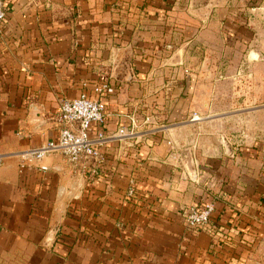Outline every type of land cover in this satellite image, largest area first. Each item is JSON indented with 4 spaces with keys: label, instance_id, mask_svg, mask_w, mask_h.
Listing matches in <instances>:
<instances>
[{
    "label": "crops",
    "instance_id": "crops-1",
    "mask_svg": "<svg viewBox=\"0 0 264 264\" xmlns=\"http://www.w3.org/2000/svg\"><path fill=\"white\" fill-rule=\"evenodd\" d=\"M1 1L0 264H264L263 77L220 70L264 66V0ZM98 78L116 89L105 131L138 108L166 134L106 146L97 174L59 153L20 171ZM210 195L216 227L187 230L182 208Z\"/></svg>",
    "mask_w": 264,
    "mask_h": 264
},
{
    "label": "built area",
    "instance_id": "built-area-1",
    "mask_svg": "<svg viewBox=\"0 0 264 264\" xmlns=\"http://www.w3.org/2000/svg\"><path fill=\"white\" fill-rule=\"evenodd\" d=\"M8 13L9 9L0 0V31L5 25ZM79 85L80 91L76 97L60 100L57 111L60 127L57 136L39 146L22 151L20 171L30 161L59 153L65 156L73 167L93 164L96 169L92 172L97 174V169L106 161L103 150L106 146L116 143L139 144L153 135L166 134L165 125L155 126L152 114L138 108H133L125 114V121L118 124L114 131H105L102 126L109 116L107 100L115 93V86L106 78L82 80ZM192 118H195L194 115ZM167 143L171 145L169 140ZM136 185V177L130 176L126 189L129 198L136 196ZM214 209L215 200L211 197L182 208L181 217L187 230L214 229L216 226L211 224ZM214 234L217 235V232Z\"/></svg>",
    "mask_w": 264,
    "mask_h": 264
},
{
    "label": "rangeland",
    "instance_id": "rangeland-1",
    "mask_svg": "<svg viewBox=\"0 0 264 264\" xmlns=\"http://www.w3.org/2000/svg\"><path fill=\"white\" fill-rule=\"evenodd\" d=\"M256 1L257 0H255L253 3H255ZM245 36L246 37H249L247 35H245ZM256 37H258V36H256ZM231 43H233L231 45V47L229 46V43L226 44L227 49H226V55L224 57L227 58L226 60H236V61H237V59L240 60V58L245 55L246 49H248V46H245L244 47L245 44L244 43H242V44L239 43L238 42V38L236 39V41H233ZM256 45L258 47H260V45H261L260 44V40L256 41ZM216 46H218V47L214 50V58L217 57V55H216L217 53H220L221 52L219 50V48H221V44H218ZM229 52H230V58H228ZM222 54H224V52ZM253 57L254 58H258L257 55H255L254 53H253ZM217 69L219 70V68H216L215 70H217ZM246 69H249V67L246 68ZM220 70L222 71V73H226V74H229V73H231L234 70H236V73H238L240 75H244L246 73L253 74V75L254 74H259V75H261L263 77V81L262 82H254L252 85H253L254 88H260V86H261L264 89V66H259V65L253 66L252 67V70L249 71V72H247V70L245 72L244 67H241V66H238L237 68H233V67H226V68H224L223 67V68H220ZM263 103H264V100H263ZM209 197H211V198L214 199V195H212V196L210 195Z\"/></svg>",
    "mask_w": 264,
    "mask_h": 264
},
{
    "label": "water",
    "instance_id": "water-1",
    "mask_svg": "<svg viewBox=\"0 0 264 264\" xmlns=\"http://www.w3.org/2000/svg\"><path fill=\"white\" fill-rule=\"evenodd\" d=\"M252 54H253V53L251 52L250 55H249L250 58H251Z\"/></svg>",
    "mask_w": 264,
    "mask_h": 264
}]
</instances>
